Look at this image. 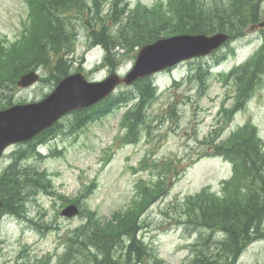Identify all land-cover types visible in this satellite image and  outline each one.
I'll list each match as a JSON object with an SVG mask.
<instances>
[{"label":"rangeland","instance_id":"obj_1","mask_svg":"<svg viewBox=\"0 0 264 264\" xmlns=\"http://www.w3.org/2000/svg\"><path fill=\"white\" fill-rule=\"evenodd\" d=\"M85 7L71 8L63 11V16L74 28H77L73 41L67 48L72 52L66 57L74 55L77 64H83L90 70L91 80H103L110 73L127 74L135 63L138 47L133 51L121 47L104 61L105 47L96 41L112 45V39L106 35H115L118 25H115L114 12L118 8L134 12L142 7L143 10L155 12L157 18H169L173 21L176 12L172 1L168 0H84ZM206 15L204 22H219L221 15H230V20L236 23H247L252 12L264 9L256 2V6L249 10L238 7L236 0H198ZM219 8L218 11H215ZM25 11L20 0H0V26L10 35L19 30L18 14ZM99 12V13H98ZM264 14V11H263ZM243 18V19H242ZM264 19V17H263ZM247 39L228 43L219 52H213L206 57L194 58L164 70L152 77L158 86V96L148 102L143 110V116H135L133 131L130 137L133 144L119 142L118 147L104 169L97 173L98 157L103 146L112 142L117 131V124L124 110L131 105L132 100L121 103L112 112L100 113L102 108L87 110L89 118L79 119L78 111L63 117L46 132L49 144L42 147V151L52 157L43 159L32 155V159L24 160L23 165L29 175L43 174L46 177L47 188L44 193L29 202V217L37 220L40 226L30 225L25 218L3 217L0 219V264H63L69 257L68 264H76L77 260L85 258L80 251L67 252V240L75 237L73 231L81 226L86 219L80 212L92 215L91 226L100 227L103 223H110L113 214L119 209H125L130 204L134 193L135 183L140 179L146 180V186L152 185L158 177L155 169L156 162H161L160 169H170L173 165L177 173L174 178L164 180V186L169 185L167 194L144 214V227L141 237L151 249L148 255L150 262L155 264V258L160 264H193L194 250L212 248L218 242L210 239L220 237L218 229L206 227L202 221L189 218L186 212L191 201L200 200L201 203L224 204L225 199L243 196V184L239 187L237 181L229 182L222 187V180L231 177V165L223 159V154L214 157L216 151L209 155H201L204 138L226 136L237 127L252 122L259 127L261 140L264 141V72L258 80L253 82L244 97L239 111L234 113L231 122L229 112L234 106L236 92L241 91L238 85V71L231 83H224L222 75L228 72L236 63L254 52L256 47L264 41V28L255 31L246 28ZM14 36L12 39H14ZM99 44V45H98ZM232 46L235 48L232 49ZM66 48V49H67ZM235 50L236 55L231 51ZM226 54V56H224ZM224 56V57H223ZM222 59L216 64V60ZM58 59V58H57ZM54 64L56 63V60ZM119 63L118 70L112 69ZM212 73L206 76L202 83L198 76V69ZM68 67L64 63L56 66H46L42 73L43 80L28 89L15 86L11 73H3L0 83V106L10 105V102L26 98L40 99L46 92L53 90L61 78L62 71ZM75 71V67L71 72ZM175 81V84H174ZM177 82V83H176ZM126 85L120 87L123 88ZM133 86V85H132ZM242 86V82L240 84ZM227 110L223 116L220 105ZM98 112L95 114V112ZM95 114V115H94ZM92 115L93 118H92ZM218 120V121H217ZM78 125V123H82ZM132 122H129L131 125ZM217 130V133L214 130ZM128 139L126 138L125 141ZM21 150V145H13L0 162V170L9 163L8 157L12 152ZM144 156L148 160L143 168L136 171L131 166ZM84 169L86 174L79 173ZM51 178V180L47 178ZM95 178V179H94ZM90 186L80 193L84 184ZM205 190L203 195H198ZM166 193V191H165ZM164 193V194H165ZM12 195V194H11ZM14 196V195H12ZM78 200V203H73ZM141 201V200H140ZM139 201V202H140ZM23 203V199L20 200ZM139 204V203H138ZM138 204L134 207L138 206ZM74 205L78 213L72 217H65L61 211L67 206ZM95 212V213H94ZM180 222V223H178ZM29 227V228H28ZM65 233L61 238L60 234ZM67 236V238H66ZM81 239V235H79ZM59 240V241H58ZM206 243L207 246H203ZM57 250V252L55 251ZM59 249V251H58ZM194 249V250H193ZM94 247L89 246L85 252L94 258ZM118 264H126L127 256L119 246L113 251ZM237 264H264V240L248 247ZM51 255V256H49ZM131 262V260H130ZM144 260L142 264H151Z\"/></svg>","mask_w":264,"mask_h":264},{"label":"trees","instance_id":"obj_2","mask_svg":"<svg viewBox=\"0 0 264 264\" xmlns=\"http://www.w3.org/2000/svg\"><path fill=\"white\" fill-rule=\"evenodd\" d=\"M236 2L242 14L243 10H249L256 6L257 0H236ZM76 4L78 5L75 8L85 7L84 0H49L46 9L50 7L53 10L55 6H59L64 10ZM218 10L219 8L215 9V11ZM174 11L176 12V18L173 21L166 20L169 19L167 17L156 19L153 13L146 10L142 11L139 8L134 12L121 10L118 14L114 13V19H117L119 25L115 35L106 33L113 42L112 45L104 43L108 52L106 58L111 56L113 47L116 45L127 48L128 51H133L134 48L152 42L162 35L211 33L226 30L231 34V37H238L243 35L244 27L249 22H256L259 16L258 12H252L254 16H249L247 23H236L232 22L230 15L226 14L220 16L219 22L206 23L203 18V15L204 17L206 15V10L198 0H179L174 6ZM47 23L46 20L44 29H46ZM45 38L50 39L52 46L61 42L60 37L50 36L39 29L29 50L33 51V48H35L34 55L41 63H44L46 58L45 51L41 46V41ZM262 51H264V47ZM263 70L264 55L261 52L253 60L233 71L232 74L240 71L238 73L239 87L242 82L241 92H237L238 105L242 104L244 97L249 93L247 90L254 81L258 80ZM66 73L67 70L61 72L62 76ZM197 73L200 81L204 83L208 72L200 67ZM151 83L152 80L150 79L141 80L134 87L113 94L101 102L100 105L106 111H110L119 103L134 99L140 91L149 95L150 92H153ZM143 108V103L138 105L136 110L130 114L129 121L132 122L136 115L143 116ZM131 126L135 127V123L132 122ZM249 131L250 134L248 135ZM218 138L219 136L209 140L203 139L205 145L204 155L208 154L207 151H216V154H223L224 157L229 159L234 164V169L238 170L240 174L244 185L242 188L244 195L235 196L230 200L225 199L224 204L213 202L203 204L199 199L190 202L188 207L189 217L197 221L201 220L204 226L216 228L223 235V238H212L209 235L210 239L218 241L212 247L215 249L194 250L193 264H234L240 251L244 249V244L261 237L260 226L264 221V148L254 128L250 130L247 127L239 129L226 140H217ZM15 161L18 164V159ZM16 163H12L4 172L1 179L3 185L1 190L3 209L19 214L21 209L19 202L24 198L25 193L29 189L33 192L39 188L45 189L47 185L41 182L42 177L40 175H29L26 168L20 170L16 167ZM170 169L169 174L177 173L173 163ZM161 173L160 179L168 177V174ZM168 186L165 189L164 182L159 181L152 189L146 188L148 196L154 191L160 192L148 198H143L135 210L134 207H131L125 211L116 212L110 223H103L100 227L93 228L91 226L92 215L82 212V215L86 216L84 223L73 231L75 237H70L67 240L69 255H71V251L84 253L85 258L77 260L76 264H118V260L114 259L115 254L113 251L120 246L123 255L127 256V264H141L144 260L150 262L148 255H152L151 249L140 236V231L144 226L142 218L150 206L159 197L165 195V191L167 193ZM79 235H81V239H79ZM89 246L94 247V251H92L94 258L92 259L89 257L88 252H85ZM203 246H207L206 243H203ZM154 260L155 264H160V260L155 256ZM68 261L69 257L63 264H68Z\"/></svg>","mask_w":264,"mask_h":264},{"label":"water","instance_id":"obj_3","mask_svg":"<svg viewBox=\"0 0 264 264\" xmlns=\"http://www.w3.org/2000/svg\"><path fill=\"white\" fill-rule=\"evenodd\" d=\"M261 25L264 26V22ZM227 38L228 35L224 33H216L213 36L178 35L159 39L142 46L134 67L124 78L113 74L102 81L92 83L85 81L81 75L64 79L55 92L41 103L0 112V155L10 142L31 138L69 110L86 107L103 99L118 84H130L138 78L171 67L182 60L206 55ZM31 79L33 77H25L20 84L23 85ZM84 95L88 97L85 98ZM76 212L75 206H68L63 214L73 216Z\"/></svg>","mask_w":264,"mask_h":264}]
</instances>
